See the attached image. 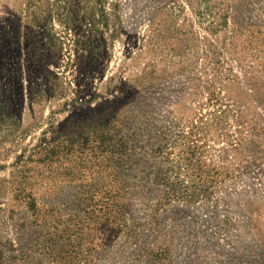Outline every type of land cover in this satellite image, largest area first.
<instances>
[{
  "label": "rangeland",
  "instance_id": "obj_1",
  "mask_svg": "<svg viewBox=\"0 0 264 264\" xmlns=\"http://www.w3.org/2000/svg\"><path fill=\"white\" fill-rule=\"evenodd\" d=\"M113 114L173 139L115 207ZM0 264H264V0H0Z\"/></svg>",
  "mask_w": 264,
  "mask_h": 264
},
{
  "label": "trees",
  "instance_id": "obj_2",
  "mask_svg": "<svg viewBox=\"0 0 264 264\" xmlns=\"http://www.w3.org/2000/svg\"><path fill=\"white\" fill-rule=\"evenodd\" d=\"M149 118L144 117L141 126L136 125L133 118L124 117L121 120L117 114L108 119L111 120L108 122V129L112 130L115 136L120 135L115 148L118 152H114V148L108 151V162L111 161L108 177L111 185L117 187L118 191H108V206L114 205V198H118L119 191L123 192L122 196H129V191L142 193L141 191L148 185H153V181L145 173H149L153 164L169 155L168 148L173 143L170 136L171 127L157 126L156 121L152 123ZM151 176H155V173L151 172ZM153 223L154 219H151L149 225ZM116 228L120 229V233L122 232L125 237L137 239L138 233L127 229L128 226L123 224L122 227Z\"/></svg>",
  "mask_w": 264,
  "mask_h": 264
}]
</instances>
